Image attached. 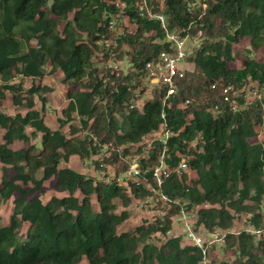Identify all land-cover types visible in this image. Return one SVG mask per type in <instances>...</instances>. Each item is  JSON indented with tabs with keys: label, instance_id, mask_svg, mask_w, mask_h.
Here are the masks:
<instances>
[{
	"label": "trees",
	"instance_id": "16d2710c",
	"mask_svg": "<svg viewBox=\"0 0 264 264\" xmlns=\"http://www.w3.org/2000/svg\"><path fill=\"white\" fill-rule=\"evenodd\" d=\"M111 1L0 0V200L12 204L7 224L0 225V264H202L200 249L180 235L168 237L171 217L182 208L196 212V230L226 231L224 248L233 258L221 264H263L264 235H235L232 227L241 215L250 227L264 224V141L251 142L264 129V102L241 108L244 102L238 98L239 108L233 111L222 90H241L248 83L264 88V60L247 56L240 68L229 66L241 39L247 38L253 51L264 45V0H200L190 12L185 0H163L169 28L199 32L201 44L186 59L189 69L177 82L170 108L163 109L155 92L141 111L127 108L132 74L115 77L93 61L94 40L111 36L104 27L105 17L114 12ZM124 1L136 27L117 42L131 50V66L139 71L168 46L161 43L164 34L158 23L138 18L131 11L133 0ZM112 58L120 60L123 53L115 51ZM43 67L59 71L66 84L80 85L67 90L69 101L57 118V129L44 122L43 86L24 90L21 84L23 78L41 77ZM16 78L20 82L14 83ZM7 93L13 107L24 106L23 113L2 111ZM34 96L41 102L39 110ZM185 101L189 104L183 107ZM162 110L173 133L165 162L172 167L186 155L189 174L172 175L162 184L160 191L169 199L163 222L148 218L122 231L129 216L124 209L132 200L153 195L156 186L149 172L141 173L138 181L124 179L117 185L115 180L127 168L131 150L159 130ZM74 115L83 130L93 133L95 144L77 136L71 125ZM197 135L200 152L187 146ZM15 142L24 147L12 149ZM162 148L159 142L153 144L140 160L141 171L156 164ZM94 156L113 168L109 181L66 166L73 157ZM52 178L60 197L43 202L36 194ZM22 224H27L24 235ZM154 236L164 240L156 244Z\"/></svg>",
	"mask_w": 264,
	"mask_h": 264
},
{
	"label": "built area",
	"instance_id": "2783aa9c",
	"mask_svg": "<svg viewBox=\"0 0 264 264\" xmlns=\"http://www.w3.org/2000/svg\"><path fill=\"white\" fill-rule=\"evenodd\" d=\"M187 3V11H192L195 4L191 0H185ZM114 7V12L109 14L104 19V27L111 36H99L94 42L95 59L102 64L106 69H109L115 77H119L120 74L126 75L132 74V78L129 83L130 91V102L127 106L128 110L137 109L141 111L143 105L151 100L155 94L161 95L160 101L164 108H170L171 97L176 94L177 82L183 78L184 73L188 70L186 59L199 49L201 44L200 33L196 32L194 35H190L180 30L169 28L167 17L162 13L163 0H133L132 12L135 16L140 19H145L148 22L154 21L158 23L159 29L163 32V40L161 43H165L168 46V51L159 53L153 60L147 61L141 70L136 71L130 63V52L131 50L126 46L122 45L119 47L117 40L119 37L125 35L129 30L136 27L135 22L131 19L127 9V4L124 0H112L110 3ZM154 35V33H152ZM159 41V40H158ZM115 51L123 53V58L120 60L113 59ZM128 52V54H126ZM108 54L107 60H104V54ZM47 67L42 68V74L48 72ZM41 77H35L32 82L41 80ZM105 80L103 81V83ZM262 91L264 88L254 83H248L241 90L235 89L232 86H226L222 90L224 101L227 102L233 111H236L239 106L237 99L243 100V106L241 108L251 105L254 101L263 100ZM189 104L185 101L183 107ZM126 110V111H128ZM213 113V110H211ZM161 119L163 120L159 130L153 131L148 135L144 136L143 141L138 145V148L133 149L126 157L127 168L125 171L119 173L116 177L117 185L121 184L125 180L133 179L138 181L140 174L147 172L151 173L152 181L156 186L153 190V195L146 197L145 199L137 202V211H142L145 208H151L152 211L147 210L148 218L156 219L158 222H163L168 208L169 199L161 193L160 188L165 180L172 175L181 178L185 174H189L188 157L186 155H180L178 162L175 166H168L165 162V147L168 139L173 136L171 130L166 127L165 124V112L162 110ZM74 118L80 121L78 116ZM81 128V126L79 127ZM82 129V128H81ZM85 131V130H84ZM89 133V139H92L93 144L96 143V138L93 133ZM159 142L163 148L157 157V162L151 168H146L141 171L139 163L141 159H145L148 156L153 144ZM188 149L195 152L202 150V140L200 135L195 136L191 141L188 142ZM104 149H107L104 146ZM107 152L104 156H108ZM100 157V156H99ZM103 157H100L98 162L100 167H103L108 175L111 172L113 175V168L107 165ZM105 182L109 181L108 177L103 179ZM136 206V204H134ZM207 205H204L206 207ZM149 213L152 215L150 216ZM172 229L176 223L178 231L177 235L185 237L188 242L200 249L202 254V264H206V258L211 253V250L215 247H221L225 245V234L226 231L214 229L211 232H204L202 230L196 231L197 216L194 211H186L184 208L180 209L176 215L171 217ZM171 229V231H172ZM170 231V232H171ZM202 231V232H200ZM250 235H264V226L261 228H253L248 225L243 230ZM240 231H234V234H238ZM169 232V233H170ZM179 232V233H178ZM168 233V235H169ZM174 233V231H173ZM176 236V235H174Z\"/></svg>",
	"mask_w": 264,
	"mask_h": 264
},
{
	"label": "rangeland",
	"instance_id": "374dc122",
	"mask_svg": "<svg viewBox=\"0 0 264 264\" xmlns=\"http://www.w3.org/2000/svg\"><path fill=\"white\" fill-rule=\"evenodd\" d=\"M195 5H198L200 3V0H191ZM250 53V54H248ZM253 58L257 61H263L264 60V45H262L257 51H253L250 48L249 41L247 38L241 39L237 44L233 47V60L230 62L231 67L233 68H240L242 61L245 57ZM94 64L96 63V67L101 69L103 66L100 62L97 64V60L94 59ZM103 69V68H102ZM34 79L32 78H23L21 81L22 87L24 90L28 89L33 84H39L40 86H43V90L40 91V97L44 99V110L42 112L44 122L45 124L50 127L51 129H57V118L61 117V111L67 106L69 99L67 98L66 92L68 89L75 90L79 89L80 85L77 83H65L63 82V75L57 71L55 73L45 72L42 74L41 80H37V82H32ZM14 83L20 82V78H16L13 80ZM264 95V92L262 91V96ZM35 100V108L40 109L41 102L40 100L34 96ZM263 102H264V96H263ZM2 111L5 114H11L13 112H24V106H12L11 104V97L7 93L6 100L4 102V105L2 107ZM75 117V115H74ZM71 125L75 126L78 129L77 136L79 138L87 137L89 139V133L86 136L83 129L79 128L80 123L77 121L76 118H74V121L71 122ZM62 131L65 132V134H68V127L64 126L62 128ZM27 133L30 132V129L26 130ZM3 134V131L0 129V142H1V136ZM264 141V129L259 130V133L256 138L252 139L251 142H259ZM31 144L36 145L38 147V144L35 139H31ZM13 149L23 148L24 145L19 142H15L13 144ZM133 150V149H132ZM131 150V151H132ZM99 156H94L89 159L80 160L77 157H73L71 161L66 165L76 171H79L80 173L85 174L88 177H95L97 179H103L107 177V172L103 167H100L99 165ZM108 175H111V172H108ZM0 177H1V164H0ZM192 177V175H191ZM53 181L54 179H50L46 181L43 184V193L36 194L43 202H46L51 197H60V195L53 191ZM93 199V198H92ZM117 203V212L121 211V204L119 201H116ZM136 204V206L134 205ZM137 203L135 200H132L129 205L124 209L128 213V219L127 221L119 228L122 231L129 230L134 228L136 225H139L144 220H149L147 215V210L152 211L151 208H145L142 209V211H145L146 213H141L137 211ZM96 208V207H95ZM262 208L264 209V203H262ZM12 212V204L10 201L8 202H1L0 200V225L7 224V221L9 219V216ZM151 216L152 214L149 213ZM152 218V217H151ZM248 224V218L245 215H241L240 217H237L234 224H233V231H240L243 230L246 225ZM177 224H174V227H176ZM264 226V224H263ZM174 233L178 231L177 228H174ZM27 228V224H22V227L20 229V235H24L25 230ZM197 231V230H196ZM179 233V232H178ZM22 237V236H20ZM154 242L158 244V242H162L164 239H162L160 236H154L153 238ZM183 246V244H182ZM233 258V252L230 250H226L224 246L221 247H214L211 250V253L209 257L206 258V264H221L224 262H231ZM264 264V260L262 261ZM82 264H87L85 260L82 261Z\"/></svg>",
	"mask_w": 264,
	"mask_h": 264
},
{
	"label": "crops",
	"instance_id": "0c3cea01",
	"mask_svg": "<svg viewBox=\"0 0 264 264\" xmlns=\"http://www.w3.org/2000/svg\"><path fill=\"white\" fill-rule=\"evenodd\" d=\"M12 149H13V147H12ZM173 231L174 230L172 229V231L169 233L170 236L171 235H177L176 233H173ZM169 235H168V237H170ZM182 239H183V242L188 241L185 237H182Z\"/></svg>",
	"mask_w": 264,
	"mask_h": 264
}]
</instances>
